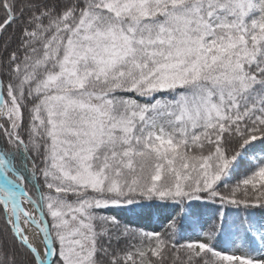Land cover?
I'll return each instance as SVG.
<instances>
[{
	"label": "snow or ice",
	"instance_id": "obj_1",
	"mask_svg": "<svg viewBox=\"0 0 264 264\" xmlns=\"http://www.w3.org/2000/svg\"><path fill=\"white\" fill-rule=\"evenodd\" d=\"M0 264H264V0H0Z\"/></svg>",
	"mask_w": 264,
	"mask_h": 264
},
{
	"label": "trees",
	"instance_id": "obj_2",
	"mask_svg": "<svg viewBox=\"0 0 264 264\" xmlns=\"http://www.w3.org/2000/svg\"><path fill=\"white\" fill-rule=\"evenodd\" d=\"M123 222L130 223L132 227L144 228L149 231L154 230V229L159 231L163 227L162 220L159 216H153L152 218L129 217V218H125ZM191 239H195V236H192Z\"/></svg>",
	"mask_w": 264,
	"mask_h": 264
}]
</instances>
